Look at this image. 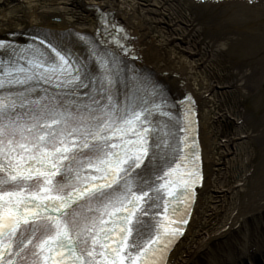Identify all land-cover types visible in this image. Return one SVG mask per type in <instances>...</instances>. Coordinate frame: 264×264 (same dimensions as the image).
<instances>
[{
    "label": "snow or ice",
    "instance_id": "obj_1",
    "mask_svg": "<svg viewBox=\"0 0 264 264\" xmlns=\"http://www.w3.org/2000/svg\"><path fill=\"white\" fill-rule=\"evenodd\" d=\"M79 38L83 60L44 29L0 40V264H158L187 223L169 214L200 179L190 104Z\"/></svg>",
    "mask_w": 264,
    "mask_h": 264
},
{
    "label": "bare ground",
    "instance_id": "obj_2",
    "mask_svg": "<svg viewBox=\"0 0 264 264\" xmlns=\"http://www.w3.org/2000/svg\"><path fill=\"white\" fill-rule=\"evenodd\" d=\"M134 1H137L140 14H137L135 10H131L134 21L130 24L124 23L126 19L122 18L117 10L115 0H87L86 2L67 0L60 4L47 3L40 5L36 18H31L35 19L34 21H29L27 18L34 17L33 14L25 17L27 13L25 8L15 9L6 19L0 21V33L26 35V32L40 29L49 20L56 19L60 22L50 25L55 33L63 34L69 42L74 43L75 39L72 35L75 33L72 31L74 27L83 32L96 33L100 26L101 15L106 14L120 29V33L128 34L125 39L123 38L119 49L124 52L139 50L140 53H136V55L139 56L140 62H145L141 49L148 48L147 44L149 43L146 41V37L150 34V28L143 15L151 12L158 16H166V14L175 16L176 21L173 27L180 29V26H184V28H181L183 32L176 34L167 44H174L178 39H181V42L185 43L187 48L189 45H199L196 52L190 55H194V59L197 58L195 62H200L197 66L205 70L214 67L223 58V55L236 58L237 72L235 81L230 87L235 88L233 90L239 95L252 96L256 94L252 105L255 114L254 123L261 124L264 122V91L259 92L257 87L264 79V31L262 35L250 37L236 36L230 32L235 28L253 27L255 24H261L264 21V0ZM5 2L7 0H0V4ZM123 3L127 2L124 1ZM37 22L41 26L40 28L35 27ZM32 25L35 28L30 30ZM128 29L137 32L141 42L136 36L130 34ZM172 31L175 32L173 29ZM153 63L156 65L155 62ZM156 68L161 78L168 82L169 89L184 102V107L190 104L194 112L192 117L194 125L199 138L203 139L204 131L208 130L210 126V121L204 119L203 113L214 106L212 100H207V97L202 93L196 96L191 94V90L183 77L177 75L169 66L163 65ZM247 87H250L249 91L246 90ZM205 93H215V89L209 86ZM211 134L207 132V136ZM236 137H238V140H231L230 148L225 153H219L210 141L208 143L199 141L203 156L200 159L199 166L200 179L193 190L190 217L183 228V234L177 237V242L170 252L166 264H189L199 253L206 250L212 241L223 239L228 236L229 231L234 227L241 226L245 221L247 222L244 218L246 214L264 208V155L260 159L259 179L255 182L246 183L244 188H241V185H239L241 182H238L236 187L228 193L216 189L209 198V203L206 202L203 196V191L206 190V186H209V178L213 172L219 174V172L224 171L229 160L240 157L244 145L252 142L251 136L246 133L244 127L237 129ZM227 196L232 202L229 216L213 235H207L200 242H197L207 219L214 215L218 204ZM260 226L259 224L255 226V229L260 233L249 239L247 237L241 238L235 244L223 248L222 252L229 253L227 259L225 258V252L221 254L219 252L218 254H212L213 260L198 261L197 264H246V262L255 264L257 260L263 263L264 236L261 237L260 235L263 233Z\"/></svg>",
    "mask_w": 264,
    "mask_h": 264
},
{
    "label": "rangeland",
    "instance_id": "obj_3",
    "mask_svg": "<svg viewBox=\"0 0 264 264\" xmlns=\"http://www.w3.org/2000/svg\"><path fill=\"white\" fill-rule=\"evenodd\" d=\"M65 1L67 0H7V2L0 4V21L6 19L15 9L20 8L26 9L25 11H27V13L25 17L29 14H33L32 16L34 17L27 18L29 21H34L35 19L33 20L31 18H36V15L39 13L40 5L47 3L60 4ZM80 1L81 0H78V2ZM82 1L86 2L87 0ZM124 1L127 3H123ZM136 2L137 1L134 0H115L117 10L122 18L126 19V21H124L125 24H130L134 21L131 10H135L137 14H140V8ZM143 18L150 28V34L146 37V41L149 43L147 44L148 48L144 50L141 49V53H143L142 57H144L145 60V62L141 64L154 72H158L156 68L158 66H169L177 75L183 77V80L188 84L191 90V94L196 96L202 93L207 97V100H212V105L214 104L212 108H208L206 113H203L204 119L210 121V126L208 130L204 131L203 139L200 138V141L202 143H208L210 141L213 147L218 149L219 153H225L230 148V141L238 140V137H236L237 129L244 127L246 133L252 138V142L244 145L242 148L240 157L231 158L228 165L224 168V171L219 172V174L213 172L212 176H210L209 186H206V190L203 191L206 202L209 203V198L214 194L216 189H221L228 193L236 187L238 182H241L239 184L241 188H244L246 183L255 182L259 179L260 159L264 155V122L261 124L254 123L255 114L252 105L254 104L256 94L252 96L239 95L233 90L235 88L230 87L235 81V74L237 72L236 58L230 55H223V58L216 63L214 67L212 66L207 70L201 69L197 66L200 62H195L197 58L194 59V55H190L196 52L199 45H189L187 48V45L181 42V39H178L174 44H167L176 34L183 32L181 28H184V26H180V29L173 27L176 21L175 16H169L168 14H166V16H158L148 12L143 15ZM57 22L59 23L60 20L51 19L46 22L45 25H42V27L39 26L37 22L35 27H41L40 29L44 30H53L50 25H54ZM263 22L261 24H255L253 27L235 28L230 32H232L233 35L245 37L262 35L264 31ZM35 27L32 25L30 30H33ZM172 29L175 30L174 33ZM128 30L130 34L140 39L137 32H133L131 29ZM72 31L87 35L94 34L91 31H80L75 27ZM7 35V33H0V39H5ZM123 35L125 37L128 34ZM132 52L135 54L140 53L139 50H133ZM153 62H155L157 66L154 65ZM263 80L260 82V85H257L259 92L264 91ZM162 81L168 85L166 80L163 79ZM209 86L215 89V93H205ZM201 87L202 89L200 90ZM246 90L249 91L250 87H247ZM207 132L212 134L207 136ZM213 169L215 168L213 167ZM231 204L232 202L229 196L225 197V199L218 204L214 215L207 219V223L197 242H200L201 239L207 235H213L217 228L224 223L225 219L229 216ZM244 218L247 222L245 221L241 226L234 227L229 231L228 236L223 239L212 241L209 247L199 253L189 264H197L198 261L205 262L204 260L208 259L213 260V253L218 254L220 252L221 254L225 252L221 250L226 248V246L235 244V242L241 238L247 237V239H249L255 234L260 233L255 229V226L258 224L261 225L260 230L263 231L260 235L261 237L264 236V208L246 214ZM228 254L229 253L225 252L226 259L229 257Z\"/></svg>",
    "mask_w": 264,
    "mask_h": 264
}]
</instances>
